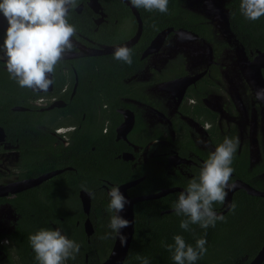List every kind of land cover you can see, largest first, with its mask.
Here are the masks:
<instances>
[{
    "label": "flooded vegetation",
    "instance_id": "flooded-vegetation-1",
    "mask_svg": "<svg viewBox=\"0 0 264 264\" xmlns=\"http://www.w3.org/2000/svg\"><path fill=\"white\" fill-rule=\"evenodd\" d=\"M118 1L77 0L68 15L74 50L56 65L47 92L21 88L0 60V264H37L29 236L41 228L80 245L66 264H102L111 249L101 260L110 188L138 197L132 209L172 212L225 136L239 141L233 187L214 210L264 209V195L242 187L264 192V100L243 79L264 40L245 41L258 32L239 24L241 0H174L160 19L139 14L135 40L136 17ZM186 32L195 36L180 39ZM121 46L132 50L131 65L114 59ZM243 192L252 199L243 202Z\"/></svg>",
    "mask_w": 264,
    "mask_h": 264
},
{
    "label": "clouds",
    "instance_id": "clouds-1",
    "mask_svg": "<svg viewBox=\"0 0 264 264\" xmlns=\"http://www.w3.org/2000/svg\"><path fill=\"white\" fill-rule=\"evenodd\" d=\"M168 2L130 0L137 9L162 14L168 12ZM76 4L77 0H0V14L8 24L3 45H0V53H3L0 60L5 61L10 77L21 88L47 92L54 83L56 65L66 53L74 50L76 29L68 22V15ZM239 7L247 20L256 21L264 16V0H241ZM179 38L191 39L183 33ZM132 56V50L126 46L114 50V59L119 62L131 65ZM256 98L264 100V89L257 91ZM238 144L237 138L225 136L203 162L198 177L191 179L186 189L179 193L173 208L177 216L185 217L180 222L181 229L191 231L190 225L195 224L206 230L214 227L218 220H224L222 215H217L213 205L223 204L233 187L229 181ZM108 196L107 211L114 215L108 224L111 233L101 239L118 238L124 247L127 237L121 230L129 227L130 222L119 213L129 201L118 186L111 187ZM173 239L174 244L165 247L173 253L175 264H195L207 252V241L203 237L196 239L195 246L186 243L181 235ZM29 241L37 264H66L70 259L75 260L80 252V245L62 234L60 229L41 228L29 236ZM142 264H149V261L143 259Z\"/></svg>",
    "mask_w": 264,
    "mask_h": 264
},
{
    "label": "trees",
    "instance_id": "trees-1",
    "mask_svg": "<svg viewBox=\"0 0 264 264\" xmlns=\"http://www.w3.org/2000/svg\"><path fill=\"white\" fill-rule=\"evenodd\" d=\"M130 1V0H129ZM119 5L125 13L128 9L120 1ZM174 5V0H169L168 9ZM239 6L236 5V9ZM139 14L152 15L160 19L162 13L158 11H146L143 8L137 9ZM242 15V13H240ZM243 31L256 30L257 36H245L246 42L264 40V16L256 21L247 20L243 15L238 19ZM4 30H0V45H3L5 38ZM5 71L0 65V110L2 108V90L5 83ZM252 198L243 192V202ZM264 202V201H263ZM264 207V203H259ZM98 210V209H97ZM160 209H133L134 231L131 242L122 264H142L143 259H147L149 264H175L172 259L173 253L165 245L174 244L173 237L181 235L186 243L195 246L197 238H205L207 252L195 264H246L252 258L264 242V209H256V205H243V208L229 209L224 220H218L214 227L202 229L199 225H190L191 231L180 228V222L185 219L177 216L175 211L169 213H159ZM79 216L81 210L79 209ZM104 232L111 233L108 228L112 213L107 209H102ZM206 233V235H205ZM113 238L110 236L104 241V252L102 259L106 257L112 245ZM246 256V259L244 257ZM100 264V261L97 263ZM264 264V261L262 262Z\"/></svg>",
    "mask_w": 264,
    "mask_h": 264
},
{
    "label": "water",
    "instance_id": "water-1",
    "mask_svg": "<svg viewBox=\"0 0 264 264\" xmlns=\"http://www.w3.org/2000/svg\"><path fill=\"white\" fill-rule=\"evenodd\" d=\"M122 2H124L129 9L131 10V12L135 15L138 26H137V31L135 36L133 37V39H137V37L140 34L141 31V21L139 18V13L136 9V7H133L130 3L129 0H121ZM220 14L217 11V15ZM217 17V16H216ZM8 27L7 21L6 19L3 17L2 14H0V30H4ZM164 31L159 33L153 40V42L159 41L160 38L163 36ZM187 35H189L190 37H194L195 35L190 33V32H186ZM117 48V47H116ZM115 50V49H114ZM245 66L243 67V79L246 83L247 86H253L254 90H261L264 89V78L262 76L261 73V68L264 67V52L259 53V55H257L252 61H247L244 63ZM234 78H236L235 75H233ZM262 135V139L264 140V133L261 134ZM255 137L252 139H250V146H252L256 150H258V145L256 144V142L254 141ZM253 147H251V152L254 153L252 158L254 160H256V155L255 152L253 151ZM251 163V162H250ZM252 164V163H251ZM131 183H127L125 186H130ZM243 189H245V191L251 195H259V196H263L264 192L263 191H257L252 189L251 187H249L248 185H246L245 183H243ZM124 187L120 188V190H122V193L124 192ZM229 193H232V191H228L226 198L228 199ZM124 195V194H123ZM148 198L147 196H142L139 199H146ZM134 200H138V197L136 199H129V203L125 205L124 210L119 213L120 216H122L123 218L127 219L130 222L129 227L122 229V233L127 237V243L126 246L121 247L120 245V241L118 238H114L113 244L111 246L110 252L108 254V256L104 259L102 264H122L126 253L128 251L130 242H131V238L133 235V231H134V212L132 209V204L134 202ZM84 213H88L89 209H82ZM226 210L228 209H223L220 212H216L217 215H221L222 213H224ZM114 215V213H113ZM86 221L84 223V225H86ZM86 229V227H85ZM87 234H89L88 232H86ZM244 259H246V256L244 257ZM264 261V242L261 245V247L258 249V251L255 253V255L250 258L248 260V262L246 264H262V262Z\"/></svg>",
    "mask_w": 264,
    "mask_h": 264
},
{
    "label": "rangeland",
    "instance_id": "rangeland-1",
    "mask_svg": "<svg viewBox=\"0 0 264 264\" xmlns=\"http://www.w3.org/2000/svg\"><path fill=\"white\" fill-rule=\"evenodd\" d=\"M72 218H80L79 209H71Z\"/></svg>",
    "mask_w": 264,
    "mask_h": 264
}]
</instances>
